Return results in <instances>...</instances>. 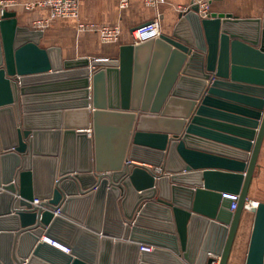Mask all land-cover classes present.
I'll return each mask as SVG.
<instances>
[{"label": "water", "instance_id": "95a60500", "mask_svg": "<svg viewBox=\"0 0 264 264\" xmlns=\"http://www.w3.org/2000/svg\"><path fill=\"white\" fill-rule=\"evenodd\" d=\"M198 10L72 59L0 14V264H264V8Z\"/></svg>", "mask_w": 264, "mask_h": 264}, {"label": "crops", "instance_id": "0c3cea01", "mask_svg": "<svg viewBox=\"0 0 264 264\" xmlns=\"http://www.w3.org/2000/svg\"><path fill=\"white\" fill-rule=\"evenodd\" d=\"M1 1V0H0ZM21 5L27 2L46 0H17ZM191 0H166L160 6L162 13V30L170 32L178 19L182 8L187 7ZM264 0H219L213 3V10L218 13H228L241 18H254L262 14ZM22 25L33 27L37 19L47 18L50 8H37L25 11L22 6L16 8ZM156 10L145 4L144 0H128L125 7L121 0H81L78 18H57L45 30L42 46H59L64 59L72 58H112L118 54L123 44L134 42L132 30L149 23L155 16ZM84 26L102 27L119 26L120 36L116 42H103L99 32L91 29H82ZM143 165L138 161H131ZM149 166V165H147ZM249 204L264 202V140L257 161L255 174L248 194ZM253 216L246 218L243 230V249L245 254L248 248L252 229Z\"/></svg>", "mask_w": 264, "mask_h": 264}, {"label": "built area", "instance_id": "2783aa9c", "mask_svg": "<svg viewBox=\"0 0 264 264\" xmlns=\"http://www.w3.org/2000/svg\"><path fill=\"white\" fill-rule=\"evenodd\" d=\"M216 1L219 0H191L190 4L187 7L182 8L181 11L186 10L190 6L198 5L199 15L203 18H207L215 12L213 10V3ZM80 2L81 0H47L27 2L21 5L17 0H1L0 14H2L4 10H16L19 6H22L25 11H33L37 8L49 7V17L35 20L32 27L34 29L46 30L50 26L51 22L57 18H78ZM144 2L146 5L155 8L156 13L148 24L136 27L132 30L133 40L136 43L143 42L151 38H157L163 32L160 6L164 4L166 0H144ZM127 4L128 0H121L122 7H125ZM81 27L85 28L84 25ZM86 27L88 28L90 26ZM91 29L99 32L103 42H116L121 33L119 26H94ZM223 197L229 198L233 201L231 205L232 210L237 208L240 197L239 193L224 192ZM35 202H38V200H35ZM42 240L52 244L66 253L70 252V249L66 245H63L58 241L52 240L48 237H44Z\"/></svg>", "mask_w": 264, "mask_h": 264}, {"label": "bare ground", "instance_id": "6f19581e", "mask_svg": "<svg viewBox=\"0 0 264 264\" xmlns=\"http://www.w3.org/2000/svg\"><path fill=\"white\" fill-rule=\"evenodd\" d=\"M257 205V204H256ZM248 206H250L249 202H248ZM215 264H218V263H215Z\"/></svg>", "mask_w": 264, "mask_h": 264}, {"label": "rangeland", "instance_id": "374dc122", "mask_svg": "<svg viewBox=\"0 0 264 264\" xmlns=\"http://www.w3.org/2000/svg\"><path fill=\"white\" fill-rule=\"evenodd\" d=\"M47 1V0H46ZM29 12V11H28ZM86 29H88L86 26H85ZM85 28H82V29H85Z\"/></svg>", "mask_w": 264, "mask_h": 264}]
</instances>
